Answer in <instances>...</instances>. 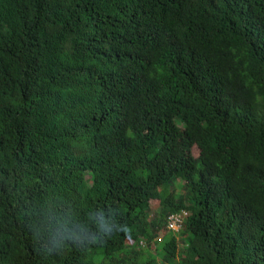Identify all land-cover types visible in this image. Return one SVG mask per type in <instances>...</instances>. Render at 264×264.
<instances>
[{
    "label": "trees",
    "instance_id": "trees-1",
    "mask_svg": "<svg viewBox=\"0 0 264 264\" xmlns=\"http://www.w3.org/2000/svg\"><path fill=\"white\" fill-rule=\"evenodd\" d=\"M0 264H264V0H0Z\"/></svg>",
    "mask_w": 264,
    "mask_h": 264
},
{
    "label": "built area",
    "instance_id": "built-area-1",
    "mask_svg": "<svg viewBox=\"0 0 264 264\" xmlns=\"http://www.w3.org/2000/svg\"><path fill=\"white\" fill-rule=\"evenodd\" d=\"M188 215L182 213L180 215H174L169 219L168 229L173 232H178L184 226Z\"/></svg>",
    "mask_w": 264,
    "mask_h": 264
},
{
    "label": "rangeland",
    "instance_id": "rangeland-1",
    "mask_svg": "<svg viewBox=\"0 0 264 264\" xmlns=\"http://www.w3.org/2000/svg\"><path fill=\"white\" fill-rule=\"evenodd\" d=\"M194 155L196 157L199 155V151L196 148L194 149ZM88 179H89V177H88ZM151 206H152L151 220H153V218H155L157 216L156 212L158 210L157 208L159 207V202L158 201H152ZM164 233H165V231H162L160 236L162 237L164 235ZM179 244L181 245L182 243H179ZM180 247H182V249H183V245H181ZM152 253L154 254V252H152Z\"/></svg>",
    "mask_w": 264,
    "mask_h": 264
},
{
    "label": "clouds",
    "instance_id": "clouds-1",
    "mask_svg": "<svg viewBox=\"0 0 264 264\" xmlns=\"http://www.w3.org/2000/svg\"><path fill=\"white\" fill-rule=\"evenodd\" d=\"M187 214V213H186ZM188 215V214H187ZM186 220H187V218H186ZM185 223H186V221H185ZM185 223H184V225H185ZM168 224H169V221H168ZM183 228V227H182ZM167 229H168V226H167ZM168 231H169V229H168ZM179 231H181V229L179 230ZM178 231V232H179Z\"/></svg>",
    "mask_w": 264,
    "mask_h": 264
},
{
    "label": "bare ground",
    "instance_id": "bare-ground-1",
    "mask_svg": "<svg viewBox=\"0 0 264 264\" xmlns=\"http://www.w3.org/2000/svg\"><path fill=\"white\" fill-rule=\"evenodd\" d=\"M63 21V20H62ZM248 24V23H247ZM64 43V42H63ZM135 51V50H134ZM245 72V71H244ZM248 72V71H247ZM252 74V73H251ZM175 95V94H174ZM175 97V96H174ZM173 107V106H172ZM168 111V110H167ZM148 123V122H147Z\"/></svg>",
    "mask_w": 264,
    "mask_h": 264
}]
</instances>
